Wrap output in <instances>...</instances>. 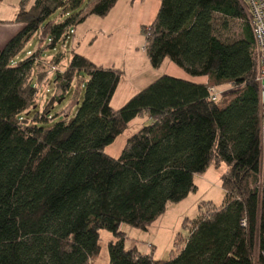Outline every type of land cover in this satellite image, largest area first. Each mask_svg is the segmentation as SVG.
<instances>
[{
    "label": "trees",
    "instance_id": "1",
    "mask_svg": "<svg viewBox=\"0 0 264 264\" xmlns=\"http://www.w3.org/2000/svg\"><path fill=\"white\" fill-rule=\"evenodd\" d=\"M119 0H34L20 8L22 29L0 48V264H97L101 231L108 264H264V154L260 141V86L249 15L241 0H160L154 21L143 25L153 67L166 59L195 82L164 74L119 109L112 99L122 69L72 52L55 76V94L43 114H24L37 102L40 57L90 15L107 16ZM134 1V0H132ZM63 9L62 21L51 16ZM234 21L240 32L234 34ZM40 34L26 57L21 52ZM63 53L51 58L59 66ZM81 73L88 76L76 114L52 127L53 102ZM232 86L217 101L211 87ZM137 117L149 122L134 133L119 157L105 152ZM226 163L225 199L205 201L198 219L183 226L168 259L137 246L126 248L122 225L141 230L170 203L197 190L195 176ZM179 237V238H178ZM258 254L256 256V251Z\"/></svg>",
    "mask_w": 264,
    "mask_h": 264
},
{
    "label": "rangeland",
    "instance_id": "2",
    "mask_svg": "<svg viewBox=\"0 0 264 264\" xmlns=\"http://www.w3.org/2000/svg\"><path fill=\"white\" fill-rule=\"evenodd\" d=\"M33 2L34 0H0V10L4 6V11H6L3 12V15L9 19L13 18L15 21L23 3L26 5V8H29ZM129 2L130 0H119L107 16L90 15L84 22L71 25L67 39L58 42L54 48L46 47L49 44V38H46L43 43L45 50L41 53L46 56L41 55L45 60V62L41 61L44 67H46L45 63L50 62L52 57L63 53L65 59L58 66L60 72H63L68 66L74 50L90 58L97 64H102L106 67L115 66L122 69L124 73L111 103L115 109L121 108L135 93L161 75H172V70L168 64H174L169 59H166L158 68L151 65L145 52L146 37L141 32L140 27L135 28L136 26L132 24L131 16L129 17L126 9ZM90 5V0H85L84 4L80 8L72 10L71 14H77L81 10H86ZM51 18L62 21L67 16L65 15V11L60 9ZM13 24H17L18 26L23 25L18 21ZM233 30L234 34L240 32L239 21H234ZM39 43L40 34L37 33L28 46L21 52L20 56L26 57L29 51H36ZM45 72L40 75L41 81L35 78V83L38 85L37 102L24 114L25 118L29 121H32L37 113L43 114L55 94H62L55 84L57 73L47 78ZM87 80L88 76L85 73H81L74 80L64 97L53 102L48 107L49 112L46 114V118L48 119L38 123L49 128L59 121H68L73 118L84 98V84ZM230 88L233 89V87L229 86L221 87L219 89L220 96L231 91L232 89ZM148 122L149 120L143 117H137L131 121L126 130L112 144L105 148V152L113 157H119L129 137ZM228 170V165L222 163L219 168L211 166L205 175H196L194 180L198 187L197 190L191 192L180 202L170 203L166 212L148 230L145 231L126 225L124 228V231L128 235V238H126V248L130 249L138 246L142 253H153L157 260L168 259L174 247L176 235L182 233L187 236L189 233V228L183 226L184 221L187 219L189 224L198 219L200 215L199 206L205 201H213L217 205H221L224 202L225 190L222 187L221 177ZM112 239H114V235L111 232L107 230L101 231L102 251L97 264L109 263L107 245ZM149 242L153 243L154 246L150 245ZM257 254L258 250L256 251V256Z\"/></svg>",
    "mask_w": 264,
    "mask_h": 264
},
{
    "label": "crops",
    "instance_id": "3",
    "mask_svg": "<svg viewBox=\"0 0 264 264\" xmlns=\"http://www.w3.org/2000/svg\"><path fill=\"white\" fill-rule=\"evenodd\" d=\"M4 8L5 7L3 6L2 9L0 10V48H3L7 44V42L13 36H15L23 27V25H20L21 26L20 27L17 24H13V23H17V20L14 21L12 17H10L12 19L5 17L3 15L4 14L3 12L6 11V10L4 11ZM159 8H160V0H134V1L130 0L126 9L128 11L129 17L131 16L130 18H131L132 24L136 26L135 28H138V27L142 28L143 25H148L154 21V19L156 18L158 14ZM19 57L23 58L21 56ZM168 66L172 70L173 76L188 79V80L195 81V82L204 83L207 81L206 77H191L182 68H180L176 64H168ZM229 87H232V86H229ZM124 228H125V225H122L121 230L124 231ZM127 236L128 235L126 233V238H128ZM149 244L154 246V244L151 242H149Z\"/></svg>",
    "mask_w": 264,
    "mask_h": 264
},
{
    "label": "built area",
    "instance_id": "4",
    "mask_svg": "<svg viewBox=\"0 0 264 264\" xmlns=\"http://www.w3.org/2000/svg\"><path fill=\"white\" fill-rule=\"evenodd\" d=\"M249 15L250 25L253 31L254 47L257 57V81L260 86L261 95V108H260V141L264 154V0H241ZM32 52H28L30 55ZM44 57L45 54H42ZM44 61V58H40ZM48 64V65H47ZM46 68L45 76L47 78L52 77L59 72V68L56 64L50 62L45 63ZM211 98L217 101L220 97V90L217 87H211ZM258 264V263H256Z\"/></svg>",
    "mask_w": 264,
    "mask_h": 264
}]
</instances>
